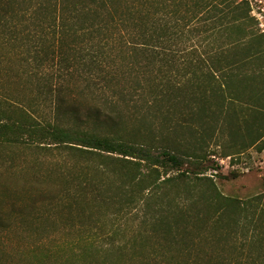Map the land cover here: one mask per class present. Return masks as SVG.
<instances>
[{
	"label": "trees",
	"instance_id": "trees-1",
	"mask_svg": "<svg viewBox=\"0 0 264 264\" xmlns=\"http://www.w3.org/2000/svg\"><path fill=\"white\" fill-rule=\"evenodd\" d=\"M1 65L27 95L0 98L54 100H0V191L24 195L0 227L72 234L7 264H264V192L206 174L223 135V157L264 141L249 0H0Z\"/></svg>",
	"mask_w": 264,
	"mask_h": 264
},
{
	"label": "rangeland",
	"instance_id": "rangeland-1",
	"mask_svg": "<svg viewBox=\"0 0 264 264\" xmlns=\"http://www.w3.org/2000/svg\"><path fill=\"white\" fill-rule=\"evenodd\" d=\"M252 7V15L257 18L258 26L264 31V0H249ZM0 68V97L6 94H14V97L23 96L27 91L25 86L19 84L16 79L9 78V74L1 65ZM11 99L15 102H23L28 107L32 105V108H39L42 113L51 114V100L54 98H0ZM228 136L223 135L220 137L218 145L212 144L208 150L209 153L215 150V154L210 157L214 162L218 163L219 168L213 167L206 172L207 175H212L216 180L219 188L227 195H235L241 198H248L258 193L264 192V141L258 146L249 148L242 154L235 155L234 157H223V151H232L228 142ZM263 145L261 149L260 146ZM221 146V147H220ZM233 160V161H232ZM216 166V165H214ZM5 167L0 166L3 170ZM0 170V172H1ZM226 175L223 178L221 175ZM14 177L15 188L18 189V193L21 197H7L0 191V211L8 212L10 210V204L16 199L21 204L24 195L22 192V180L21 177ZM39 208V205H38ZM57 221L59 220L55 217ZM28 221V222H27ZM24 223L19 221L15 222L11 229L4 230L0 227V249L6 253V257L3 260V264H7L9 261L19 260L22 257H31V250L33 248L43 250L47 246L59 249L64 239L71 238L72 234L63 231L61 225H52L49 223L44 224V228H54L47 238L39 240L34 231V226L29 219ZM47 230V229H46ZM49 230V229H48ZM39 247V248H38ZM23 252V253H22ZM115 264V263H113Z\"/></svg>",
	"mask_w": 264,
	"mask_h": 264
}]
</instances>
